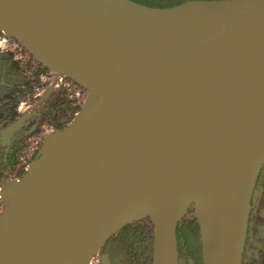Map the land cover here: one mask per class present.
Returning a JSON list of instances; mask_svg holds the SVG:
<instances>
[{"label": "water", "instance_id": "1", "mask_svg": "<svg viewBox=\"0 0 264 264\" xmlns=\"http://www.w3.org/2000/svg\"><path fill=\"white\" fill-rule=\"evenodd\" d=\"M56 1L89 20L119 60L83 64L104 78L103 88L91 95L85 87L77 117L46 136L25 175L8 182L0 264H60L36 255L75 203L81 178L109 162L222 127L227 144L212 165L220 191L215 212L204 228L189 202L173 225L174 260L176 225L193 206L203 264H242L251 200L264 168V0H199L172 8L131 0ZM0 30L45 65L1 11ZM237 215L245 218L243 230L241 223L234 230ZM128 221L109 232L96 253ZM154 224L153 264H163ZM169 233L167 227L160 240Z\"/></svg>", "mask_w": 264, "mask_h": 264}, {"label": "bare ground", "instance_id": "2", "mask_svg": "<svg viewBox=\"0 0 264 264\" xmlns=\"http://www.w3.org/2000/svg\"><path fill=\"white\" fill-rule=\"evenodd\" d=\"M0 11L18 26L39 60L76 78L89 87L91 95L103 88L104 78L87 72L83 64L119 60L89 20L56 0H0ZM227 136L224 127L203 132L109 162L84 176L78 181L75 203L45 238L36 259L86 264L109 232L125 221L148 216L158 225L157 242L166 253L162 254L163 264H175V220L190 201L204 228L215 212L220 191L213 181L212 165L226 147ZM9 186L6 183L0 188V196ZM168 219H172L170 226ZM244 222L245 218L237 215L234 230L240 223L243 230ZM167 227L169 235L160 240ZM208 231L212 233L213 226Z\"/></svg>", "mask_w": 264, "mask_h": 264}, {"label": "trees", "instance_id": "3", "mask_svg": "<svg viewBox=\"0 0 264 264\" xmlns=\"http://www.w3.org/2000/svg\"><path fill=\"white\" fill-rule=\"evenodd\" d=\"M152 8H172L199 0H131ZM14 49L0 51V130L17 113L20 103L29 105V115L3 143L0 137V188L21 179L40 156L45 137L65 130L81 111L88 90L75 79L58 74L61 81L51 84L57 74L37 61L12 36ZM42 75L49 76L40 81ZM87 87V86H86ZM89 88V87H87ZM47 90L45 97L38 96ZM5 203L0 197V213ZM264 168L255 184L248 220L242 264H264ZM155 224L150 217L133 219L113 232L101 245L97 257L107 264H153ZM176 264H203L200 227L190 206L175 228Z\"/></svg>", "mask_w": 264, "mask_h": 264}, {"label": "rangeland", "instance_id": "4", "mask_svg": "<svg viewBox=\"0 0 264 264\" xmlns=\"http://www.w3.org/2000/svg\"><path fill=\"white\" fill-rule=\"evenodd\" d=\"M3 34H5V33L3 32ZM3 37L4 36H0V51H4L6 49H14L13 47L10 46L9 41L7 39V36L5 38H3ZM51 71L54 72L55 74H57L55 77L51 78V84L57 85L61 81V78L58 76L59 73L55 72L53 70H51ZM48 79H49V76L42 75L40 77L41 82L47 81ZM46 94H47V90L42 89L39 91L38 96H40L42 98V97H45ZM29 113H30L29 105L27 103H20V105L18 106V109H17V113L15 115H13L8 120V125L0 130V137H1L3 143H7L9 141L10 134L12 133L14 128L18 124H20L21 121H23L29 115ZM54 134H55V132H50L47 135V138L53 136ZM1 198L3 200H5L7 198V196L4 195ZM263 219H264V215H263ZM86 264H107V262L105 261L104 258L97 257V253L95 252L92 255V257L90 259H88V262Z\"/></svg>", "mask_w": 264, "mask_h": 264}, {"label": "built area", "instance_id": "5", "mask_svg": "<svg viewBox=\"0 0 264 264\" xmlns=\"http://www.w3.org/2000/svg\"><path fill=\"white\" fill-rule=\"evenodd\" d=\"M3 38H5V37H3Z\"/></svg>", "mask_w": 264, "mask_h": 264}]
</instances>
